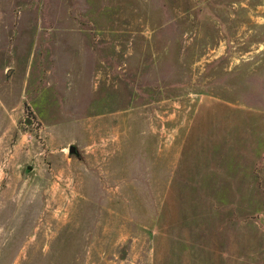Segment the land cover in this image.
<instances>
[{"label": "rangeland", "instance_id": "374dc122", "mask_svg": "<svg viewBox=\"0 0 264 264\" xmlns=\"http://www.w3.org/2000/svg\"><path fill=\"white\" fill-rule=\"evenodd\" d=\"M0 264H264V0H0Z\"/></svg>", "mask_w": 264, "mask_h": 264}, {"label": "water", "instance_id": "95a60500", "mask_svg": "<svg viewBox=\"0 0 264 264\" xmlns=\"http://www.w3.org/2000/svg\"><path fill=\"white\" fill-rule=\"evenodd\" d=\"M9 72H10V71H7V74H9ZM68 152H69L70 154H74V153L76 152V147H75L74 145H69V147H68ZM26 169H27V170H31L32 167H31L30 165H28V166L26 167Z\"/></svg>", "mask_w": 264, "mask_h": 264}, {"label": "crops", "instance_id": "0c3cea01", "mask_svg": "<svg viewBox=\"0 0 264 264\" xmlns=\"http://www.w3.org/2000/svg\"><path fill=\"white\" fill-rule=\"evenodd\" d=\"M244 152H247V150L244 151ZM241 173H242V175L245 174V179H244V181H246V180H247V179H246V173H247L246 167H244V169H242Z\"/></svg>", "mask_w": 264, "mask_h": 264}]
</instances>
